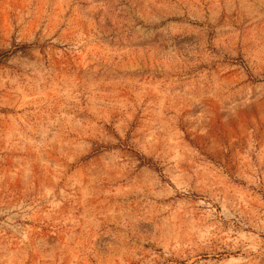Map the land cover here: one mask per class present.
<instances>
[{"label": "rangeland", "instance_id": "rangeland-1", "mask_svg": "<svg viewBox=\"0 0 264 264\" xmlns=\"http://www.w3.org/2000/svg\"><path fill=\"white\" fill-rule=\"evenodd\" d=\"M0 264H264V0H0Z\"/></svg>", "mask_w": 264, "mask_h": 264}]
</instances>
